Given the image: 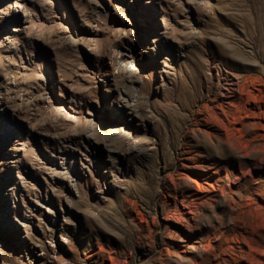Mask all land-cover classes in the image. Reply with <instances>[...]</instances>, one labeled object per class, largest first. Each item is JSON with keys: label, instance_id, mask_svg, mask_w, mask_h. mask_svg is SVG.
Here are the masks:
<instances>
[{"label": "rangeland", "instance_id": "1", "mask_svg": "<svg viewBox=\"0 0 264 264\" xmlns=\"http://www.w3.org/2000/svg\"><path fill=\"white\" fill-rule=\"evenodd\" d=\"M0 264H264V0H0Z\"/></svg>", "mask_w": 264, "mask_h": 264}, {"label": "bare ground", "instance_id": "2", "mask_svg": "<svg viewBox=\"0 0 264 264\" xmlns=\"http://www.w3.org/2000/svg\"><path fill=\"white\" fill-rule=\"evenodd\" d=\"M205 99H202V101H204ZM200 113V112H199Z\"/></svg>", "mask_w": 264, "mask_h": 264}]
</instances>
